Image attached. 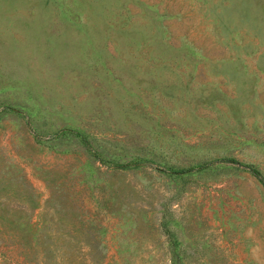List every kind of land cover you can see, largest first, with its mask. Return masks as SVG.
Listing matches in <instances>:
<instances>
[{"label": "rangeland", "instance_id": "obj_1", "mask_svg": "<svg viewBox=\"0 0 264 264\" xmlns=\"http://www.w3.org/2000/svg\"><path fill=\"white\" fill-rule=\"evenodd\" d=\"M222 156L264 177V0H0V264H264Z\"/></svg>", "mask_w": 264, "mask_h": 264}, {"label": "trees", "instance_id": "obj_2", "mask_svg": "<svg viewBox=\"0 0 264 264\" xmlns=\"http://www.w3.org/2000/svg\"><path fill=\"white\" fill-rule=\"evenodd\" d=\"M65 131L74 134L75 136H77L78 138H80L81 141L83 140L84 143H85L84 136L78 130H76L74 128H61L58 131L54 132L52 134V136L55 135V134H57V133H60V132L62 133V132H65ZM218 160L228 161V162H232V163H237V165H240L244 169H247L250 173H252L257 178V180L261 183V185L264 188V177L260 174L259 170L255 166H253L252 164H250V163H244V162H239L235 158L229 157V156L219 157ZM205 165H206V162H203V163L197 164L196 166H191V167L183 168V169H180V170H174L171 167L170 172H174V171L184 172V171H188V170L192 169L193 167L201 168V167H204ZM165 232L167 233L170 247L171 248H174V246L176 244V241L174 240V238H172L171 233L169 232L168 229H165ZM171 258H172V262H173L175 260L174 257H173V255H172ZM176 259H177V257H176Z\"/></svg>", "mask_w": 264, "mask_h": 264}]
</instances>
